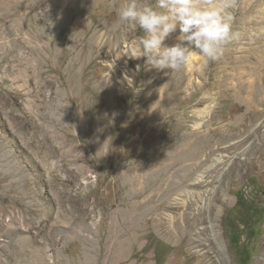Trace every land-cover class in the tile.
Listing matches in <instances>:
<instances>
[{
  "label": "rangeland",
  "instance_id": "rangeland-1",
  "mask_svg": "<svg viewBox=\"0 0 264 264\" xmlns=\"http://www.w3.org/2000/svg\"><path fill=\"white\" fill-rule=\"evenodd\" d=\"M123 2L0 0V264H264V69L230 74L264 0H197L240 38L175 71L125 55Z\"/></svg>",
  "mask_w": 264,
  "mask_h": 264
},
{
  "label": "clouds",
  "instance_id": "clouds-1",
  "mask_svg": "<svg viewBox=\"0 0 264 264\" xmlns=\"http://www.w3.org/2000/svg\"><path fill=\"white\" fill-rule=\"evenodd\" d=\"M118 18L144 33L129 42L125 55L129 59L144 58L148 70H178L188 62L192 52L216 61L228 44L240 38V33L232 29L220 11L200 6L197 0H156L155 4L124 0ZM177 32L178 42L168 46L165 41Z\"/></svg>",
  "mask_w": 264,
  "mask_h": 264
},
{
  "label": "bare ground",
  "instance_id": "bare-ground-1",
  "mask_svg": "<svg viewBox=\"0 0 264 264\" xmlns=\"http://www.w3.org/2000/svg\"><path fill=\"white\" fill-rule=\"evenodd\" d=\"M175 35V34H174ZM170 38V37H169ZM173 39V38H172ZM173 44V43H172ZM260 53H262V57H260L259 59H258V61H257V65H255V64H253L254 66H250V64H246L245 62V64L244 65H241L242 66V68L243 67H246V71L245 72H241V70H240V72L238 71V72H235L234 70L236 69H234L233 71H231L232 73H230V74H232V76L234 77V76H236V77H238V81H241V80H239L242 76H247V77H249V80H248V83L251 85V84H254V82H256L258 79H260V77L262 76V75H260L262 72H263V69H264V60H263V57H264V48H261V50H260ZM227 57V56H226ZM257 59V58H256ZM230 60V59H229ZM217 61V60H216ZM225 62V61H224ZM228 62V61H227ZM219 63V62H218ZM234 68V67H233ZM232 68V69H233ZM241 68V69H242ZM238 69V68H237ZM192 70V69H191ZM192 72H194V70H192ZM245 73V74H244ZM235 77V78H236ZM263 77V76H262ZM234 79V78H233ZM243 79V78H242ZM248 79V78H247ZM246 79V80H247ZM237 80V79H236ZM244 81V83H245V79H243ZM243 82H242V85H244L243 84ZM260 82H261V80H260ZM238 83V82H237ZM241 83V82H240ZM231 84V83H230ZM238 85V84H237ZM247 86V85H246ZM249 87V86H248ZM248 90H249V88H248ZM247 93H249V92H247ZM203 112V111H202ZM202 112H200V113H202Z\"/></svg>",
  "mask_w": 264,
  "mask_h": 264
}]
</instances>
